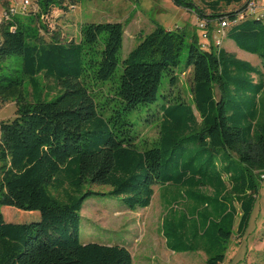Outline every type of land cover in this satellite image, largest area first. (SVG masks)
I'll use <instances>...</instances> for the list:
<instances>
[{"label": "trees", "instance_id": "obj_1", "mask_svg": "<svg viewBox=\"0 0 264 264\" xmlns=\"http://www.w3.org/2000/svg\"><path fill=\"white\" fill-rule=\"evenodd\" d=\"M32 1L27 15L0 24V101L15 104L14 118L0 123V208L32 216L0 220V264H133L126 246L80 241L79 212L93 185L108 186L134 211L149 206L160 185L166 248L203 251L205 264H222L225 244L247 227L264 176L262 11L219 12L220 4L246 0H211L209 15L195 7L199 18L232 22L225 37L258 56L261 67L191 36L189 100L159 99L164 75L175 85L183 31L155 24L120 59L124 24L86 22L77 40H64L54 13L64 15L76 0ZM173 2L194 8L190 0ZM119 65L116 108L106 114L110 100L97 103L101 88L91 81L114 79ZM44 106L51 109L39 122L25 119ZM151 108L161 111L159 137L142 150L128 113Z\"/></svg>", "mask_w": 264, "mask_h": 264}, {"label": "rangeland", "instance_id": "obj_2", "mask_svg": "<svg viewBox=\"0 0 264 264\" xmlns=\"http://www.w3.org/2000/svg\"><path fill=\"white\" fill-rule=\"evenodd\" d=\"M4 1L6 2L3 5ZM190 1L194 5L192 10L176 5L173 0H76L75 7L64 15L59 11L54 13L52 25L64 40L70 38L77 40L79 27L86 22H120L124 24L120 59H124L128 52L151 32L155 24H160L168 30L183 31L185 46L178 65L174 68L175 85L168 87L167 77L164 75L159 85L158 98L160 99L162 94H167L169 99L178 95L189 100L192 70L185 69V62L187 43L191 36L205 43L206 47L208 42L213 43L214 46L223 47L237 58L261 67L258 56L238 48L232 40L218 32L219 19L199 18L196 15L195 7L202 9L204 15H209L210 9H207L205 4L211 0ZM8 3L14 4L12 0H0V9L2 6V8L6 7ZM246 3L247 0L230 6L220 4L219 12L224 14L244 8L241 12L249 15ZM224 30L226 31L227 28ZM44 37L47 39L48 36ZM8 60L6 59L5 64ZM120 72L119 65L114 79L104 82L91 81L92 88H101L96 90V102L103 103L110 100L105 106L106 114H110L116 108V100L111 98L114 97L113 88L118 84L117 77ZM49 85L52 86V83L50 82ZM25 86L28 89L27 84ZM56 90L57 88L54 87L52 94L46 95V99H52L57 94ZM48 109L51 107H38L25 119L36 124L45 117ZM160 115L161 111L159 109L156 111L155 108L128 113V119L133 124L132 133L136 135L140 149L153 147L158 140ZM195 115L199 120L196 112ZM14 116V102L0 101V123L9 122ZM14 129L12 128V131L15 133ZM87 188L96 193L83 202L79 212V238L82 243L126 246L132 255L133 264H205L206 255L203 251L173 252L166 248L161 225L166 206L164 199L160 197V193L164 191L160 185L154 186V194L149 206L137 208L135 211L129 210L120 197L108 194V186L93 185L86 186L85 189ZM2 218L10 221L19 219L20 222L32 220L29 212L5 206L0 208V220ZM222 264H264V176L259 184L258 195L247 227L242 235L232 234L225 244Z\"/></svg>", "mask_w": 264, "mask_h": 264}, {"label": "built area", "instance_id": "obj_3", "mask_svg": "<svg viewBox=\"0 0 264 264\" xmlns=\"http://www.w3.org/2000/svg\"><path fill=\"white\" fill-rule=\"evenodd\" d=\"M10 1V0H7ZM14 4H7L6 7L2 8L0 11V24L2 21L14 16V15H20L24 16L27 15L29 10L33 8L35 5L33 4L32 0H22L21 2H17L16 0H12ZM246 8L249 12V14H256L260 10L256 4V0H248L246 4ZM262 11L260 14H264V9L260 10ZM232 22L228 21L226 18L219 20V30L218 32L222 33V35H225L224 28H228ZM203 37L206 38V35L203 33ZM219 42L217 41V44Z\"/></svg>", "mask_w": 264, "mask_h": 264}, {"label": "crops", "instance_id": "obj_4", "mask_svg": "<svg viewBox=\"0 0 264 264\" xmlns=\"http://www.w3.org/2000/svg\"><path fill=\"white\" fill-rule=\"evenodd\" d=\"M264 0H256V4H257V6H258V8L260 9V10H262V9H264V2H263ZM6 1H4L3 2V5H4V3H5ZM3 7V6H2ZM2 7H1V9H2ZM0 9V10H1Z\"/></svg>", "mask_w": 264, "mask_h": 264}, {"label": "bare ground", "instance_id": "obj_5", "mask_svg": "<svg viewBox=\"0 0 264 264\" xmlns=\"http://www.w3.org/2000/svg\"><path fill=\"white\" fill-rule=\"evenodd\" d=\"M248 1V0H247ZM247 4V3H246Z\"/></svg>", "mask_w": 264, "mask_h": 264}]
</instances>
